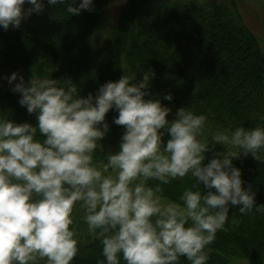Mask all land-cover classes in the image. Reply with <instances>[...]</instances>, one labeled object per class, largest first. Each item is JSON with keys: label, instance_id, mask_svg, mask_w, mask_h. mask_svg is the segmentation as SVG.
Segmentation results:
<instances>
[{"label": "clouds", "instance_id": "9594fccd", "mask_svg": "<svg viewBox=\"0 0 264 264\" xmlns=\"http://www.w3.org/2000/svg\"><path fill=\"white\" fill-rule=\"evenodd\" d=\"M47 4L66 6L69 16L94 10L93 0ZM44 9V0H0V28H19ZM153 75L147 71L135 82V72L125 73L86 98L71 80L34 75L26 85L19 76L12 90L37 123L0 115V264H71L80 221L102 245L98 264H181L182 256L189 264H207L230 207L241 214L261 210L232 161L241 155L264 160V124L219 128L209 142L204 114L182 107L170 121L171 108L145 99ZM7 79L12 84L18 74ZM110 109L118 111L114 123L125 131L120 151L97 161ZM38 132L45 138L37 139ZM166 133L170 139L162 146ZM210 144L225 151L204 164ZM186 177L194 183L179 202L160 195L163 186Z\"/></svg>", "mask_w": 264, "mask_h": 264}, {"label": "trees", "instance_id": "16d2710c", "mask_svg": "<svg viewBox=\"0 0 264 264\" xmlns=\"http://www.w3.org/2000/svg\"><path fill=\"white\" fill-rule=\"evenodd\" d=\"M44 3V11L33 13L19 28H0V115L9 121L37 123L36 113L29 114L19 103L21 95L12 90L19 76L26 85L34 75L71 80L79 97L86 98L125 73L135 72L138 82L151 71L154 75L145 99H159L162 106L171 108L170 121L182 107L204 114L209 142L219 128L264 124V44L239 10L231 8V0H128L118 24L107 34L109 0H93V11L72 16L64 10L66 6ZM236 69L244 74L237 81ZM14 72L18 80L9 84L7 77ZM168 94L171 101L164 99ZM118 115L115 109L106 114L109 131L99 141L97 161L120 151L125 128L114 123ZM36 138L45 137L38 132ZM168 139L166 133L162 146ZM224 151L222 145L210 144L203 163ZM232 163L241 170L242 186L255 192L261 210L241 214L237 207H230L225 229L217 232L209 246L207 264H264V160L241 155ZM192 183L187 177L173 181L163 186L160 195L179 202L184 188ZM76 215L82 211L76 210ZM233 217L238 223H232ZM74 228L79 252L71 264H98L104 259L100 241L90 237L82 221ZM180 260L189 264L185 256Z\"/></svg>", "mask_w": 264, "mask_h": 264}, {"label": "rangeland", "instance_id": "374dc122", "mask_svg": "<svg viewBox=\"0 0 264 264\" xmlns=\"http://www.w3.org/2000/svg\"><path fill=\"white\" fill-rule=\"evenodd\" d=\"M127 1L128 0H109L108 9L106 12V29L104 30L106 34L110 30L114 29L115 26L118 24V21L121 17L123 9L126 6ZM231 2V8L233 10H239L247 27L251 31H253L259 37L262 44H264V0H231ZM235 72L236 81L239 79V76H244V74L241 75L242 71L239 69H236ZM239 264L247 263L241 262Z\"/></svg>", "mask_w": 264, "mask_h": 264}]
</instances>
